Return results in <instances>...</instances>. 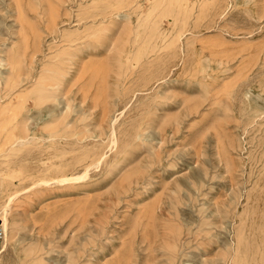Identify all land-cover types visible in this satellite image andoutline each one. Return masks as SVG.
<instances>
[{"label":"rangeland","instance_id":"374dc122","mask_svg":"<svg viewBox=\"0 0 264 264\" xmlns=\"http://www.w3.org/2000/svg\"><path fill=\"white\" fill-rule=\"evenodd\" d=\"M0 181V264H264V0H0Z\"/></svg>","mask_w":264,"mask_h":264},{"label":"bare ground","instance_id":"6f19581e","mask_svg":"<svg viewBox=\"0 0 264 264\" xmlns=\"http://www.w3.org/2000/svg\"><path fill=\"white\" fill-rule=\"evenodd\" d=\"M12 72V71H11ZM1 182V181H0ZM4 182V181H3ZM0 225L3 228V242H2V246L0 249V255L7 249V246L9 243H11V236L9 234H7V227H8V220H7V216L6 213L4 212L3 215L0 216ZM238 241V240H237ZM240 245L238 244V242L236 243L235 246V256L237 254V251L240 249L239 247ZM233 251V248L228 249V254L231 253ZM234 253V252H233ZM226 254V253H225ZM234 256V257H235ZM219 261V260H218ZM184 262V261H183ZM232 262V261H231Z\"/></svg>","mask_w":264,"mask_h":264},{"label":"built area","instance_id":"2783aa9c","mask_svg":"<svg viewBox=\"0 0 264 264\" xmlns=\"http://www.w3.org/2000/svg\"><path fill=\"white\" fill-rule=\"evenodd\" d=\"M2 242H3V228L0 225V249H1V246H2Z\"/></svg>","mask_w":264,"mask_h":264}]
</instances>
